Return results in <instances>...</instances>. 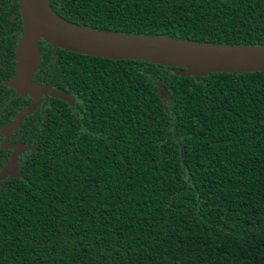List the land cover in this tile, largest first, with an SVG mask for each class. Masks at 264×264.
Wrapping results in <instances>:
<instances>
[{"label":"trees","instance_id":"16d2710c","mask_svg":"<svg viewBox=\"0 0 264 264\" xmlns=\"http://www.w3.org/2000/svg\"><path fill=\"white\" fill-rule=\"evenodd\" d=\"M48 4L93 30L264 46V0ZM21 32L0 0V127L30 102L3 85ZM38 50L33 81L76 103L48 97L9 137L32 149L0 180V264H264V72Z\"/></svg>","mask_w":264,"mask_h":264},{"label":"water","instance_id":"95a60500","mask_svg":"<svg viewBox=\"0 0 264 264\" xmlns=\"http://www.w3.org/2000/svg\"><path fill=\"white\" fill-rule=\"evenodd\" d=\"M22 23V32L14 47L13 74L3 83L14 91L13 97H26L29 104L20 109L11 121L0 127V149L10 151L0 168V180L19 177L18 156L31 147L20 142L9 143L12 132L19 129L24 117L29 116L47 97L59 99L68 105L73 98L61 90L33 81L40 52L39 40L51 46V51L62 49L91 57L112 60H140L176 68L180 77H204L210 73L264 72V46H228L195 43L167 37H149L112 33L80 27L58 17L50 9L48 0H16ZM162 99L168 94L157 83Z\"/></svg>","mask_w":264,"mask_h":264},{"label":"flooded vegetation","instance_id":"af4514ba","mask_svg":"<svg viewBox=\"0 0 264 264\" xmlns=\"http://www.w3.org/2000/svg\"><path fill=\"white\" fill-rule=\"evenodd\" d=\"M70 95V94H69ZM71 96V95H70ZM72 97V96H71ZM48 98V97H47ZM73 100H74V104L76 103V100L73 98ZM44 101V98L43 97H41V100H40V104H39V108H40V105H41V103ZM3 139V137H1L0 138V141ZM9 143L11 144V142H10V138H9ZM13 143V142H12ZM7 152V158H8V155L10 154V151H6Z\"/></svg>","mask_w":264,"mask_h":264}]
</instances>
